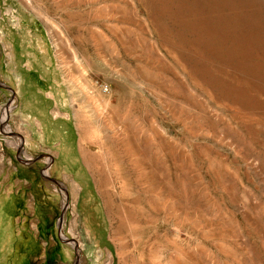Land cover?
<instances>
[{"label": "rangeland", "instance_id": "obj_1", "mask_svg": "<svg viewBox=\"0 0 264 264\" xmlns=\"http://www.w3.org/2000/svg\"><path fill=\"white\" fill-rule=\"evenodd\" d=\"M0 264H264V0H0Z\"/></svg>", "mask_w": 264, "mask_h": 264}, {"label": "bare ground", "instance_id": "obj_2", "mask_svg": "<svg viewBox=\"0 0 264 264\" xmlns=\"http://www.w3.org/2000/svg\"><path fill=\"white\" fill-rule=\"evenodd\" d=\"M6 112H7V109L4 110V113H6ZM1 118H2V117H1ZM5 121H6V120H5ZM1 123H2V119H1ZM9 143H10V142H9ZM11 143H12V142H11ZM12 145H13V143H12ZM20 145H24L23 142L20 143V144H17V145L14 144V146H16V147H19ZM23 147H24V146H23ZM66 153H67V152H66ZM67 155H68V154H67ZM53 166H54V165H53ZM53 166H52V167H53ZM50 169H52V168H50ZM48 173H49V172L47 171V172H46V175H48ZM46 175H45V176H46ZM7 190H8V189H7ZM93 221L95 222V219H93ZM90 235H91V233H90ZM99 236H100V237L102 236V233H101V232H99Z\"/></svg>", "mask_w": 264, "mask_h": 264}]
</instances>
